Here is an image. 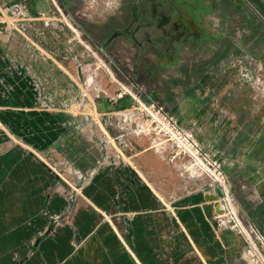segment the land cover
I'll return each instance as SVG.
<instances>
[{"label": "rangeland", "instance_id": "obj_1", "mask_svg": "<svg viewBox=\"0 0 264 264\" xmlns=\"http://www.w3.org/2000/svg\"><path fill=\"white\" fill-rule=\"evenodd\" d=\"M119 3L0 0V48L8 57L0 70V147L16 148L10 131L38 148L23 147L19 167L8 156L7 169H19L21 179L25 174V200L13 194L16 187L3 188L9 217L0 219V264H129V241L119 234L125 219L92 204L85 188L113 147L110 120L147 118L128 115L137 99L163 106L194 130L204 148L228 160L231 188L239 176L246 200H263L264 0L205 8L201 26L174 33L180 36L172 44L176 58L143 59L138 68L137 48L128 44L131 13L121 18ZM114 29L123 35L108 47ZM137 146L152 148L150 136ZM184 184L203 185L179 177L164 192L178 193ZM231 196L255 240L233 189Z\"/></svg>", "mask_w": 264, "mask_h": 264}, {"label": "crops", "instance_id": "obj_2", "mask_svg": "<svg viewBox=\"0 0 264 264\" xmlns=\"http://www.w3.org/2000/svg\"><path fill=\"white\" fill-rule=\"evenodd\" d=\"M218 3H227V0H120L121 18L124 16L123 11L131 13L130 26L133 27V31H130L131 29L128 31L130 36L128 44L130 48L132 45L137 48L135 67L138 68L143 59L152 60L160 56L176 58L175 47L172 44H175L180 36L174 33L182 35L193 27L201 26L200 12L206 11L207 8L211 12L217 11ZM209 20V27L214 26V22ZM167 27L172 30H167ZM169 34L168 39L166 36ZM122 44L127 45V42L123 40ZM122 44L119 48H123ZM162 50L173 54H163ZM7 64L8 57L4 49L0 48V70ZM116 119L110 120L113 136L118 133ZM7 133L12 139L17 140V144L16 148L0 147V205L3 210V205L8 202L6 200L8 191H4V187H16L13 194L21 197L22 202L25 200V189L22 186L25 174L21 179L19 169L16 172L7 169L11 162L8 156L15 155L16 159L13 161L17 160L19 167L21 161L25 163L22 156L25 155V152H22L23 147L31 151L38 150L37 147L32 148L33 145L26 144L21 137L15 138L10 131ZM143 138L144 136H131V146L127 148L118 147L114 143L113 147L109 148L108 160L101 166L98 163L99 171L85 188L87 199L92 204L102 210L116 212L120 214L121 220L125 219L123 223L121 221L119 234H123L129 241L132 259L128 263L251 264L250 259L255 257V250L249 235L235 229L221 228L215 219L214 201L207 200L205 195L208 192L217 195V190L209 187L206 179H198L199 184L203 185L193 188L195 189L193 193L186 191L175 193L173 190V194L169 195L168 192H164L172 180L178 181L180 177V180L182 178L185 182L179 171L182 160L170 162L150 147L139 148L137 141ZM117 151H121V156L127 162L117 163ZM208 151L222 161L225 170L227 166L229 168L228 160L220 158L215 151ZM105 158L104 155L102 160ZM108 168L113 171H109ZM227 174L229 176L228 172ZM238 177L232 178L235 180L233 184L235 188L231 189L241 207L242 217L254 226L253 243L259 244L261 247L258 245V249L264 254V185L261 190L263 200L249 202L244 196L246 192L242 190ZM200 187L201 189H198ZM39 205L41 207V204ZM4 211L0 212V219L9 217L7 209ZM0 226L1 229L4 228L3 224ZM114 231L118 232L116 227Z\"/></svg>", "mask_w": 264, "mask_h": 264}, {"label": "built area", "instance_id": "obj_3", "mask_svg": "<svg viewBox=\"0 0 264 264\" xmlns=\"http://www.w3.org/2000/svg\"><path fill=\"white\" fill-rule=\"evenodd\" d=\"M147 118H117L116 128L118 133L112 137L109 143L117 144L118 147L127 148L131 146V136H150L151 147L167 158L170 162L181 159L179 164L180 175L186 180L206 179L209 187L217 190L218 196L224 205V213L216 214L215 219L221 228L235 229L245 234H250L240 219L231 196L229 176L222 161L205 150L199 142L196 133L180 124L176 118L170 115L163 106L157 103H147L137 99L134 110L128 115ZM109 150L107 151V153ZM117 163L127 162L117 151ZM106 158L99 161V165L107 161ZM121 158V159H120ZM183 191L193 193L195 189L181 185ZM198 189H201L198 188ZM255 250V257L250 259L251 264H264V254L256 247L250 239Z\"/></svg>", "mask_w": 264, "mask_h": 264}, {"label": "water", "instance_id": "obj_4", "mask_svg": "<svg viewBox=\"0 0 264 264\" xmlns=\"http://www.w3.org/2000/svg\"><path fill=\"white\" fill-rule=\"evenodd\" d=\"M4 26H0V30H3ZM117 32L114 33L112 36H110L108 38V40L104 43V45H108L110 43V41L116 36ZM103 50V47H100ZM207 200H211L214 201V206L216 209V214H223L225 209H224V205L222 203V201L220 200L219 196L216 194H212L210 192L206 193L205 195Z\"/></svg>", "mask_w": 264, "mask_h": 264}, {"label": "flooded vegetation", "instance_id": "obj_5", "mask_svg": "<svg viewBox=\"0 0 264 264\" xmlns=\"http://www.w3.org/2000/svg\"><path fill=\"white\" fill-rule=\"evenodd\" d=\"M117 32V34H116V36L110 41V43L108 44V45H106V46H108V47H113L116 43H117V39L119 38V37H121L122 35H123V31H121V30H119V29H114L113 31H112V33L106 38V40H105V42L108 40V38L110 37V36H112L114 33H116ZM104 42V43H105Z\"/></svg>", "mask_w": 264, "mask_h": 264}, {"label": "bare ground", "instance_id": "obj_6", "mask_svg": "<svg viewBox=\"0 0 264 264\" xmlns=\"http://www.w3.org/2000/svg\"><path fill=\"white\" fill-rule=\"evenodd\" d=\"M0 26H5V25L1 23ZM111 79H112V77H111Z\"/></svg>", "mask_w": 264, "mask_h": 264}, {"label": "trees", "instance_id": "obj_7", "mask_svg": "<svg viewBox=\"0 0 264 264\" xmlns=\"http://www.w3.org/2000/svg\"><path fill=\"white\" fill-rule=\"evenodd\" d=\"M145 100L149 101L147 98H145Z\"/></svg>", "mask_w": 264, "mask_h": 264}]
</instances>
